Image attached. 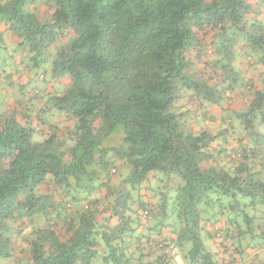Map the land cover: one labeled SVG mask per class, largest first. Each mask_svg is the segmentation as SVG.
Listing matches in <instances>:
<instances>
[{
	"label": "trees",
	"instance_id": "obj_1",
	"mask_svg": "<svg viewBox=\"0 0 264 264\" xmlns=\"http://www.w3.org/2000/svg\"><path fill=\"white\" fill-rule=\"evenodd\" d=\"M43 4L0 0V50L15 37L44 86L0 113V264H264V74L222 105L264 67V0Z\"/></svg>",
	"mask_w": 264,
	"mask_h": 264
},
{
	"label": "crops",
	"instance_id": "obj_2",
	"mask_svg": "<svg viewBox=\"0 0 264 264\" xmlns=\"http://www.w3.org/2000/svg\"><path fill=\"white\" fill-rule=\"evenodd\" d=\"M35 6H36L35 12L40 18L48 17V15L50 14V11L43 4V0H35ZM262 19H264V14L262 15ZM16 41H17V39L15 37L6 33L5 39H4L6 46L15 45L17 47ZM20 54H21V52H19V55ZM24 55L25 54L23 53L22 56H24ZM241 67H242V72H243V84L244 85L242 87L235 89L234 92L227 94L228 96H226L225 100L222 103L224 112L225 111L226 112H228V111L239 112V111L245 110V108L249 104L251 94L254 91L261 90V88H262L261 79H262V75L264 74V67L261 65H256L255 63H253L252 60H249V59H247L245 61L243 60ZM0 72H1V69H0ZM29 73L30 72L27 73L28 76H26V77L19 76V80L21 82L18 85L19 89L13 87V84L10 82L3 84V90L2 91L4 94L0 97V100H1L0 101V113H2L1 110H5V111L11 110V112H12L16 108L17 102L23 101L24 100L23 96H28L25 93H23L22 90L23 89L29 90L30 85L32 83V81H30V80L34 79L32 74L31 73L29 74ZM10 87H13L12 91L14 93L8 92V90H11ZM31 95H32V93H30L28 97H31ZM220 113H222V111L218 110L215 113L214 117L219 118ZM215 118H213V120H215ZM234 123L237 126L238 121H235ZM208 126L209 127L207 129L209 131H214V129L217 128L216 125H208ZM238 127H240V126H238ZM244 137H245L244 134H239V139H243ZM243 141H244V144H247L246 140H243ZM260 151H259L260 152L259 155L257 156L258 160H259L257 163V166H263L264 167V150H260ZM148 235H150L154 239H157L156 238L157 236L152 232H148ZM172 240H174V235L172 234V232L163 228L160 231V237L158 238L159 242H154V241L153 242L154 243H161V242L169 243L170 241L173 242ZM181 252H183V251H180V249H179V253H181ZM179 253L176 256L169 258V262L174 261L177 264H185L184 255L182 253L181 254L183 255V257L181 255V261H180V257H177V256H180ZM177 259H179V261Z\"/></svg>",
	"mask_w": 264,
	"mask_h": 264
},
{
	"label": "rangeland",
	"instance_id": "obj_3",
	"mask_svg": "<svg viewBox=\"0 0 264 264\" xmlns=\"http://www.w3.org/2000/svg\"><path fill=\"white\" fill-rule=\"evenodd\" d=\"M19 52H21V51L15 45H8L5 47V50H0V68H1V72H0V97L4 94L2 91L4 83L10 82L13 84V87L19 89L18 85L21 83L19 80V76L26 77V76H28L27 73L30 71H31L30 73L32 74L34 79L30 80V81H32V83L30 85L29 90L23 89L22 90L23 93H25L26 95L29 96L30 93L34 94L38 89L41 92L44 89V86L41 83L42 73H39V71H36V70H31L28 66L29 63L27 62V60H25V58H22L21 57L22 55L21 54L19 55ZM42 67H43V65L40 67V69H42ZM41 72H42V70H41ZM13 87H10L11 90H8L9 93L13 92L12 91ZM46 90L48 92L51 91L50 87H46ZM28 96H23L24 100L22 101L23 103H21L22 108H27L26 105H28L30 102L35 103L34 101H31ZM43 107H44V104H43ZM18 109H21V108H18ZM1 112L10 114L11 110H6V111L1 110ZM31 112H33V110ZM42 118L44 120V124H41V126L45 129H46V124L50 125L51 122H53L54 124L59 126L64 121L63 117H61V115H60V112H58L56 110L55 111L53 110V111L48 112V113L46 112ZM18 121L21 122L22 119H18ZM33 140L35 142L41 141L40 136H37V135L33 136ZM144 233H145V235H147L148 231H145ZM181 253L184 254L183 252H181ZM181 253H179L180 256H177V257H180V261H181V255H182ZM182 257H183V255H182ZM177 260L179 261V259H177Z\"/></svg>",
	"mask_w": 264,
	"mask_h": 264
},
{
	"label": "built area",
	"instance_id": "obj_4",
	"mask_svg": "<svg viewBox=\"0 0 264 264\" xmlns=\"http://www.w3.org/2000/svg\"><path fill=\"white\" fill-rule=\"evenodd\" d=\"M153 248H159V249H164V247L166 246L165 242H161V243H152ZM167 256H169L170 258L173 256H176L179 253V249L177 247H172L170 249H165ZM170 264H177L174 261H170Z\"/></svg>",
	"mask_w": 264,
	"mask_h": 264
}]
</instances>
